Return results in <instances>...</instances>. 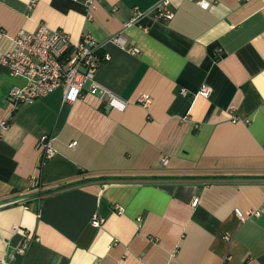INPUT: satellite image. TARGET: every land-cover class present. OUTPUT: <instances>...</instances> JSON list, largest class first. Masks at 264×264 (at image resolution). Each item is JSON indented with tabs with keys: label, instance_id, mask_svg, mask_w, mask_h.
<instances>
[{
	"label": "crops",
	"instance_id": "1",
	"mask_svg": "<svg viewBox=\"0 0 264 264\" xmlns=\"http://www.w3.org/2000/svg\"><path fill=\"white\" fill-rule=\"evenodd\" d=\"M32 1L0 0V49L41 24L91 33L109 54L97 81L128 105L87 89L64 103L60 87L15 108L27 81L0 64V264H264V0H169L173 19L126 28L162 0H96L91 15L87 0ZM119 32L139 53L110 41ZM45 134L57 152L39 169Z\"/></svg>",
	"mask_w": 264,
	"mask_h": 264
},
{
	"label": "built area",
	"instance_id": "2",
	"mask_svg": "<svg viewBox=\"0 0 264 264\" xmlns=\"http://www.w3.org/2000/svg\"><path fill=\"white\" fill-rule=\"evenodd\" d=\"M35 2L36 0H33L31 5ZM95 3L96 0H87L90 15ZM199 4L203 8H208L210 5L205 0H200ZM144 16L168 21L174 18L175 11L169 0H162L146 12L136 9L134 17L124 25L125 28L130 27ZM5 36V31L0 25V40ZM110 41L131 54L139 53L138 47L127 45V39L120 32L112 35ZM14 42V49L10 51L0 49V64L7 67L10 75L22 77L27 81L26 85L15 86L9 92V101L15 108L20 105L33 104L60 87L63 88L64 103H76L84 96L87 89L88 93L97 96L108 109L124 111L127 108V101L97 81L99 66L103 60L109 59V54L101 53L103 45L91 33H84L78 42H73L69 33L41 24L35 31H19ZM211 91V87L205 84L195 96H209ZM182 93L187 94L184 90ZM138 102L144 107H149L153 102V97L151 94L143 93ZM8 124L7 120H0V129L7 128ZM55 140L56 137L52 134H45L40 138L38 143L40 156L37 168L42 169L45 163L55 156L57 152L54 147ZM75 145L76 142L70 143V147ZM31 180L32 186L39 189L40 178L33 175ZM198 203L199 198L196 197L193 200V206H197ZM118 210L124 211L121 206L118 207ZM262 211L263 209L253 208L245 211L240 208L235 209L236 215L242 221L258 217ZM104 222L105 219L98 215H94L92 219V224L95 227H101ZM30 237L31 235L27 233L26 239L19 247L21 254L27 252Z\"/></svg>",
	"mask_w": 264,
	"mask_h": 264
}]
</instances>
